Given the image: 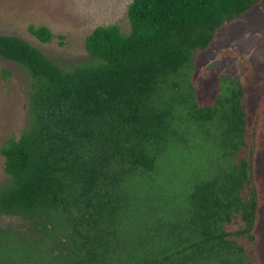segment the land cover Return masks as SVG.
<instances>
[{"label":"trees","instance_id":"1","mask_svg":"<svg viewBox=\"0 0 264 264\" xmlns=\"http://www.w3.org/2000/svg\"><path fill=\"white\" fill-rule=\"evenodd\" d=\"M263 1L132 0L130 32L96 27L84 43L88 60L69 68L20 36L0 33V56L29 77L26 125L0 147L7 175L0 212L64 229L73 248L60 264H262V110H251L242 84L204 106L185 95L165 102L159 93L227 24ZM48 29L28 30L50 42ZM182 119L216 128L226 167L191 185L159 250L116 258L113 225L129 189L151 176L166 148L187 132Z\"/></svg>","mask_w":264,"mask_h":264},{"label":"rangeland","instance_id":"2","mask_svg":"<svg viewBox=\"0 0 264 264\" xmlns=\"http://www.w3.org/2000/svg\"><path fill=\"white\" fill-rule=\"evenodd\" d=\"M131 2L0 0V33L20 36L49 59L69 68L88 60L84 43L96 27L116 25L120 32H130ZM30 26H46L55 37L41 42L29 32ZM218 35L210 49L199 54L173 78L171 86L159 93L161 100L170 102L185 95L204 106L242 84L251 110H262L264 116V1L227 24ZM1 69L9 71L8 78H3ZM28 84L26 70L0 56V147L5 138L18 137L26 125ZM178 124L187 132L166 148L151 176L138 179L130 187L125 207L116 217V258L121 253L141 256L159 250L181 218L191 185L226 167L216 128L202 129L185 119ZM3 163L0 153V186L7 181ZM259 165L261 182L264 160ZM258 227V262L264 264L263 213ZM72 248L64 229L50 225L43 229L29 216L0 212V264H54L69 258Z\"/></svg>","mask_w":264,"mask_h":264},{"label":"flooded vegetation","instance_id":"3","mask_svg":"<svg viewBox=\"0 0 264 264\" xmlns=\"http://www.w3.org/2000/svg\"><path fill=\"white\" fill-rule=\"evenodd\" d=\"M54 264H60V263H56V262H55Z\"/></svg>","mask_w":264,"mask_h":264}]
</instances>
